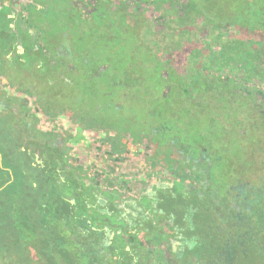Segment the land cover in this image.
Segmentation results:
<instances>
[{"label":"trees","instance_id":"1","mask_svg":"<svg viewBox=\"0 0 264 264\" xmlns=\"http://www.w3.org/2000/svg\"><path fill=\"white\" fill-rule=\"evenodd\" d=\"M92 1L95 15L91 22L94 30L100 31L98 37L102 36L104 23L114 21L115 35L107 36L105 49L96 41L99 52L92 53L99 56L100 65L106 66L100 75L109 80L107 85L113 83L111 88L120 89L115 100L116 108L121 105L119 113L128 112L129 103H136V111L129 109L135 122L124 123L121 119L122 126L142 124L141 115L150 120L143 128L162 132L169 129L168 125L174 128L169 117L181 118L182 133L196 137L207 151L205 167L210 162L224 167L227 152L233 150L240 155L243 142L255 141L262 127L257 123L264 117L253 116L255 125L251 122L243 134L247 122L242 118V109H234L226 101L232 81L223 75L232 70L230 55L236 64L248 65L251 71L249 64L256 60L246 59L249 52L245 48L264 46V0ZM147 11L149 18L145 16ZM28 18L32 19L31 14ZM58 24L56 20L55 26ZM50 25L44 24L38 37L29 34L28 29L6 27L8 43L3 45V53L15 54L17 36L44 39L46 46L49 38L60 39L69 30L74 35L77 32L65 23L55 36L47 32ZM224 25H233L245 37L257 38L261 43H244L239 37L232 41L231 34L223 31ZM31 45L25 48L31 50ZM255 64L256 72L263 71L261 62ZM131 85L135 93L129 95L126 90ZM175 111L181 112L170 114ZM122 128L123 133H129L128 128ZM48 146L39 165L34 152H22V144L15 140L10 151L18 157L16 168L0 166V264H137L131 250L124 249L126 243L115 236L105 240L101 217L98 219L99 213L92 206L96 193L85 185L82 176L68 170L65 153L57 151L54 157ZM215 148L217 152L210 158ZM244 228L248 232L239 227L217 241L213 264H241L249 256L264 264V204L250 207ZM203 259L209 264L208 251L206 256L203 252Z\"/></svg>","mask_w":264,"mask_h":264},{"label":"flooded vegetation","instance_id":"2","mask_svg":"<svg viewBox=\"0 0 264 264\" xmlns=\"http://www.w3.org/2000/svg\"><path fill=\"white\" fill-rule=\"evenodd\" d=\"M87 10L84 14L76 9L67 11L65 23L77 31L73 38L69 35L49 38L46 46L44 39H38L31 50L24 47L20 51L17 47L21 37L17 36L13 55L3 53V45L8 43L7 38L4 40L7 29L0 26V105H5L7 111L0 112V118L7 120L8 116L12 120L13 138L22 142L28 132L23 125L28 121L27 112L34 114L35 122L41 124L50 119L55 133L61 126L68 139H55L50 153L54 157L57 151L65 153L68 170L82 176L85 185L94 190L97 200L92 206L95 212L104 215L98 219L105 240L115 236L122 244L126 243L124 249L131 250L135 263L206 264L203 252L206 256L207 251L209 264L215 263L217 241L226 239L239 227L248 232L244 227L250 207L264 204V120L257 123L262 127L255 141L242 143L240 155L233 150L227 152L224 167H216L212 162L205 167L209 158L206 149L197 143L196 137L183 134L178 122H173L174 128L168 125L169 129L161 132L143 128L146 121L134 127L122 126L121 119L115 117L107 119V123L98 121L102 107L117 111L121 105L116 108L115 88V92L108 94L113 96L106 104L99 100L90 104L86 100L90 92L83 91L85 83L96 86L98 82L99 92L102 91L105 82L100 84V73L106 68L99 64V56L92 55L99 52L97 40L85 38L88 32L93 35L100 32L94 30L91 22L95 11ZM225 26L232 41L239 37L244 43H261L257 38L245 37L233 25ZM82 37L85 41L81 43ZM263 48L261 45L257 49L245 48L249 52L246 59L259 61V66H263ZM256 61L249 64L251 71H248V65L240 67L230 55L228 63L232 70L225 71L232 81L226 101L234 109H242V118L247 122L243 134L249 124L255 125L253 116L264 117V69L256 72ZM126 91L129 95L135 93L132 85ZM68 98L73 105L59 104ZM87 105L93 108L89 110ZM90 119L92 123L88 124ZM66 120L69 126L65 127ZM122 127L128 128L129 133H123ZM93 130L98 133L89 138L86 132ZM110 130L116 132L105 139L104 131ZM100 132L104 133L103 138L99 137ZM25 151L31 153V149ZM216 152L215 148L210 158ZM229 167L234 170L232 174L227 173ZM80 169H85L83 175ZM162 174L166 175L164 183L160 177L161 182L151 186L150 176ZM132 177L143 178L147 184L140 179L133 182Z\"/></svg>","mask_w":264,"mask_h":264},{"label":"rangeland","instance_id":"3","mask_svg":"<svg viewBox=\"0 0 264 264\" xmlns=\"http://www.w3.org/2000/svg\"><path fill=\"white\" fill-rule=\"evenodd\" d=\"M123 1H125V0H123ZM112 6L115 7L116 9H118L117 4H113L112 3ZM150 9L151 8H148L146 10H150ZM28 11H32V10H28ZM145 16H146V18H149L150 17V13L147 11ZM63 17H64V14L63 13H60L59 16H58V18H55L54 19L55 22H56V20H57V22H59V24H58L59 26H55L54 23H51L50 28H49V30L47 32L52 31L53 34L56 36L57 35V31H59V29L62 28V26L66 22V19L58 20V19H61ZM111 18L112 17H110V19ZM113 24H114V21H112V20L107 21V24L106 25L104 23L103 28H102L103 29V32L101 34L102 35L101 37H98V34H94L93 35V33H89L88 32V33L85 34V35H87V36H85V38L86 39L95 38L99 42V44H102L103 49H105V47L107 45V42H108V37L107 36L108 35H111V36L112 35H115L114 34V28H113L114 25ZM223 27H224L223 28V31L227 32L226 26L224 25ZM0 32H1V30H0ZM85 32H87V30H85L84 33ZM67 34L69 35V38H73L74 37V34L70 30L67 32ZM0 36H2V32L0 33ZM117 37H120V35H118ZM5 38H6V36H4V40L6 41ZM83 41H85V39ZM205 42H206V39L203 41V43H205ZM78 45H81V44H78ZM75 50H76V48H75ZM102 53L104 55L105 52L102 51ZM85 59H86V57H85ZM106 59H107V56L104 57V60L103 61L105 62ZM117 65L118 66H121L122 63L121 62H118ZM223 76L225 78L231 77V75H227L226 73ZM104 82H105V88L102 91H100V92H99V88H98V82H97L96 86H92V84L85 83V86L83 87V91L85 93L90 92V97H88V99L86 98V100L90 104L95 103V101L97 102V100H99L102 103L104 102L106 104L112 98L113 95L108 96V94H110L112 92H115V90L110 87L111 84L110 85H107L109 83V80L106 77H101L100 84H103ZM250 84H252V83H250ZM119 90L120 89L117 88L116 92L119 91ZM106 94H107V96H106ZM5 99L9 100L8 98H5ZM27 100L29 101L30 99L27 97ZM52 103H53V101H52ZM61 103H62V105H64V104L73 105L72 104L73 102H71L70 99L69 100H66L65 99L63 101H59V104H61ZM135 105H136L135 102L134 103L133 102L132 103H129L128 109H127L128 112H124V113H119V111H114V110H110L109 111L107 109V107H102V109H100V112H99L98 121L101 120L102 122H106L107 123V119L114 118L115 117V119H117V118L124 119L125 120L124 123H127V122H129V123L135 122L133 120V118L130 117L131 116V112L129 110V109L133 110V108H134L135 111H136V108L134 107ZM14 106H13L14 110L17 112V114H19L18 113L19 111H18L17 107L16 106L14 107ZM86 107L89 108V110H91L93 108L92 105H87ZM116 107H118V106L116 105ZM10 109L12 110V108H10ZM28 111H30V109ZM180 112L181 111H175L174 113L171 112L170 114L177 115V113L180 114ZM95 113H98V112L95 111ZM26 116H27L28 121L26 120L25 122H23V125H24L25 130L26 131L28 130L30 132L29 134H31V135H36L37 137H39L40 135L46 134L47 133V128H48V126H46V124L53 125V122L50 119H48V121L46 120L45 122H43V124H41V122H35V119L36 118H35L34 114H32V113L30 114V112H27ZM39 117H41V115ZM139 117L142 119V121H146V123H148L150 121L149 119H146V118L142 117L141 115ZM54 118H56V116ZM2 119L3 118H0V166L3 165V166H6V168L9 167V166L12 167V168H16L15 160L18 159V157H16L14 155V153L10 151V147L12 148L13 145H14V142H15V139L13 138V134L15 132V129H12L13 127H11L12 126L11 124H13L12 120H10L9 121L10 122L9 125H7L8 124V120H2ZM59 120H60V118H57L56 119V122L57 123H60ZM181 120H182L181 118H175L173 120L172 117H169V121H173V122H176V123L178 121L180 122V125L182 127L181 132H183L184 131V129H183L184 127L182 126ZM122 122H123V120H122ZM68 123L69 122L66 120V123L64 122L63 124L66 127V125L69 126ZM91 123H92V121L90 119L89 122H88V124H91ZM58 127H60V125ZM114 129L116 131L119 130L117 127H115ZM36 130H38V131L36 132ZM94 130L93 131H90V132H86V134L88 133L87 136H89V138H91L96 133H98V132H94ZM113 132L114 131H111V130L108 131V132L104 131V133H107L105 139L110 138V135H108V134H112ZM104 133L103 132H100L98 134L99 137L103 138L104 137ZM41 145L42 144L40 142V146ZM47 145H49V144H47ZM243 160H244V156L241 157V163L243 162ZM243 166H245V164ZM250 168H251V166L249 165V169ZM18 169H19V167H18ZM233 172H234L233 168L229 167L227 173L228 174H232ZM99 216L102 219L104 217V215H102V214H100ZM198 217H199V214H198ZM241 264H260V263H258L255 259H250V256H249L248 258L243 259L241 261Z\"/></svg>","mask_w":264,"mask_h":264},{"label":"crops","instance_id":"4","mask_svg":"<svg viewBox=\"0 0 264 264\" xmlns=\"http://www.w3.org/2000/svg\"><path fill=\"white\" fill-rule=\"evenodd\" d=\"M60 3H62L63 8L57 7V4H60ZM90 5H91V0H0V25L3 26L4 24H6V27L8 28L15 27V28H20L23 31L25 29H28L29 34L33 35L35 33L37 35L36 37H38L40 35V32L43 30L42 26H44V24L53 23L54 19L58 18L60 13H63L64 14L63 19L65 18L67 20V13H69L67 11H69V9H76L78 13L84 14L86 9H88L87 11L89 12L93 10L92 6L90 7ZM28 10H32V11H28ZM28 14H31V18H34V19H29V18L27 19ZM10 19L13 20L11 24L9 22ZM25 23L27 25H25ZM40 24H43V25H40ZM29 25L31 27H29ZM33 36L35 37V35ZM62 37H64V35ZM28 43H34V40H32V37L31 38L21 37L18 45L22 46L24 50V47L28 45ZM9 58H10V54H9ZM4 80L5 79L2 80L3 81L2 84H4L5 82ZM0 101H1V98H0ZM4 106L5 105L3 104L0 105V112L6 111ZM2 114L4 115V112ZM6 119L8 120V124H9L10 118L7 116ZM46 126H48L46 134H43L37 137L36 135L29 134L30 132L27 130L28 132H27V135L25 134V138L23 139V142L21 140H18V142L22 144V152H24L25 149L26 150L31 149V152L32 151L34 152L35 162L36 164H39V165L43 163V160L46 157L47 150L45 148V145L49 144L48 148H51V143L56 142L54 141L55 139L60 138L63 141L65 140L67 141L68 139L66 132L65 133L61 132L62 130L61 126L58 127V131H56V133L54 130L55 128L54 124L53 125L46 124ZM37 131L38 130H36V132ZM81 138H82V134H81ZM40 142L42 144L41 146H40ZM84 171L85 169H80L81 174L84 173ZM157 176H159V178L161 177L162 183H164V181L166 180V177H165L166 175L162 174L161 176L160 175H157ZM157 176L151 175L150 181L151 182L153 180L155 181ZM132 179H133V182H138L140 179V182L142 184H145V185L147 184L146 180H143V178L132 177ZM157 182L158 183L160 182L159 179ZM71 202L73 203L74 201H71Z\"/></svg>","mask_w":264,"mask_h":264},{"label":"water","instance_id":"5","mask_svg":"<svg viewBox=\"0 0 264 264\" xmlns=\"http://www.w3.org/2000/svg\"><path fill=\"white\" fill-rule=\"evenodd\" d=\"M17 49H18V50H20V51H23V48H22V46H18V47H17ZM158 179H159V181L161 182V179H160V178H158V177H156L155 181L153 180V181H152V183H151V185H153V186H154L155 182H157V181H158Z\"/></svg>","mask_w":264,"mask_h":264}]
</instances>
